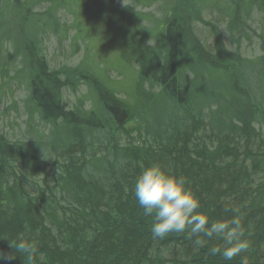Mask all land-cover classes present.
<instances>
[{"label":"trees","instance_id":"trees-1","mask_svg":"<svg viewBox=\"0 0 264 264\" xmlns=\"http://www.w3.org/2000/svg\"><path fill=\"white\" fill-rule=\"evenodd\" d=\"M156 3L158 20L133 8ZM133 5L0 0V79L6 87L25 84L27 133L43 131L20 141L0 131V252L14 257L0 264H25L10 241L21 236L34 250V264H245V258L264 264V31L262 55L241 53L242 42L250 41L244 17L257 13L264 23V0ZM59 10L74 16V45L87 44L95 70L115 71L99 49L131 69L126 85L119 82L125 98L99 76L101 91L86 82L94 98L90 108L84 98L64 101L63 91H74L88 76L79 67H49L42 35L62 26ZM214 12L225 22L226 40L205 22ZM96 19L107 34L93 31ZM197 23L211 28V48L198 43ZM150 166L183 177L210 223L230 219L226 207H239L250 249L225 260L210 254L211 247L223 246L216 237L201 233V246L187 229L154 238L155 217L144 214L133 191Z\"/></svg>","mask_w":264,"mask_h":264},{"label":"rangeland","instance_id":"rangeland-1","mask_svg":"<svg viewBox=\"0 0 264 264\" xmlns=\"http://www.w3.org/2000/svg\"><path fill=\"white\" fill-rule=\"evenodd\" d=\"M12 1V0H11ZM117 5L120 7H132L133 0H117ZM46 7L44 6L42 10H44ZM133 8H135L136 11L144 14H152V18L158 20L160 18V3H156L153 7L146 8L142 6L135 5ZM37 11V10H36ZM58 13V19L62 26L57 31H49L45 35H42L43 37V48L46 55V60L49 64V67L52 69L59 70L61 68H76L79 67L81 71H83V75L85 74L88 76L87 78H81L79 80V83L74 91L71 89H65L63 91V99L65 102H68L69 104H74L78 98H84L87 100L85 102V105L87 108H90L92 105V101L94 98L92 97L91 92L89 91V84L86 82L89 81V83H96V79L99 76H107L108 79L106 81L102 78H100L101 81H103L105 84L111 85L115 90L118 89V92L120 94V97L125 98L126 92H123L125 87H121L119 82L122 81L124 85H126V76H130L132 73L131 69H124L122 65L117 64V59L112 51H103L99 49L100 54L103 57V61L107 62V68H112L115 71H111L108 74L105 71H102L101 73L99 70V66L93 65V62L89 61L88 53L86 51L87 44L85 42L78 41L77 45H74L73 37L75 33L77 32L75 29H73L72 25L75 21L74 16L65 11V10H59ZM251 16L248 20L245 19L246 23L245 26H250L247 29V33L250 36V41H243L241 45V53L243 57H247L248 59L256 58L260 55H262V44L263 40L259 38L261 36V32L264 31V23L262 20V17L258 15L257 13L251 14ZM218 20V21H217ZM250 20V21H249ZM211 22L215 25V31L217 30L221 35H225V40L227 38V33L225 29V22L222 23V20L220 19V15L217 12L205 15V22ZM92 28L93 31H97L100 33L105 32L107 34V31L105 29V25L103 24L102 20L96 19L92 20ZM148 26H154V22L147 23ZM12 27H14L12 23ZM196 29V38L198 39V43L204 44L206 47L211 48L214 43V37L213 32L211 28H207L202 23H197L194 25ZM63 29H66L67 32L64 33ZM59 31V32H58ZM58 32V33H56ZM195 32V31H194ZM93 45H98V43H93ZM91 47V44L89 45ZM188 48L186 47V50L183 52H188ZM93 52V48L91 49V52ZM197 54V52H196ZM201 56H203L201 54ZM88 57V59H87ZM204 57V56H203ZM86 59L88 61H86ZM203 59V58H202ZM96 60V58H95ZM97 62V60H96ZM196 62L193 63V66H196ZM13 67L17 66L16 62H13ZM198 66V65H197ZM116 68V69H115ZM111 70V69H110ZM30 70L26 71V74L29 75L31 72ZM135 71V70H134ZM124 72V73H123ZM126 72V74H125ZM11 76V72L9 74ZM85 77V76H84ZM98 78V79H99ZM123 79V80H122ZM206 79L208 80L207 83L211 85V79L206 76ZM132 82V81H131ZM5 83L0 79V131L6 134V136L11 141H20L23 139L24 136L29 135H41L43 133L42 130L38 129L37 131H33L27 133L29 130H27L26 127V116L24 115L23 111V100L25 99L27 95L25 84L17 85L16 82H12L9 87H6L4 85ZM98 86L97 89H100V91L103 88V85H100L98 82L96 83ZM5 86V87H3ZM12 88V89H11ZM147 89V87H144ZM121 92V93H120ZM87 97V98H85ZM89 97V98H88ZM132 123L129 124V126ZM47 132V130H45Z\"/></svg>","mask_w":264,"mask_h":264},{"label":"clouds","instance_id":"clouds-1","mask_svg":"<svg viewBox=\"0 0 264 264\" xmlns=\"http://www.w3.org/2000/svg\"><path fill=\"white\" fill-rule=\"evenodd\" d=\"M133 191L144 214L155 217L151 226L154 238H163L171 232L182 233L187 229L190 237H197L194 243L201 246L204 243L199 238L201 233L208 239L216 237L223 241V246L211 247L210 254H221L225 260H232L250 249L240 208L226 207L225 211H231L232 217L210 223L206 215L200 214L201 202L183 177L167 174L159 166H150L138 175ZM10 241L11 247L24 257L25 264H34L35 253L29 242L22 236ZM13 258L0 252V260Z\"/></svg>","mask_w":264,"mask_h":264}]
</instances>
